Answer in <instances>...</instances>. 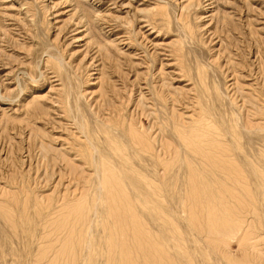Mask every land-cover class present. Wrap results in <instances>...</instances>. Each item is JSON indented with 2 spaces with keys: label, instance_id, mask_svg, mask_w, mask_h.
I'll return each mask as SVG.
<instances>
[{
  "label": "rangeland",
  "instance_id": "obj_1",
  "mask_svg": "<svg viewBox=\"0 0 264 264\" xmlns=\"http://www.w3.org/2000/svg\"><path fill=\"white\" fill-rule=\"evenodd\" d=\"M0 264H264V0H0Z\"/></svg>",
  "mask_w": 264,
  "mask_h": 264
}]
</instances>
